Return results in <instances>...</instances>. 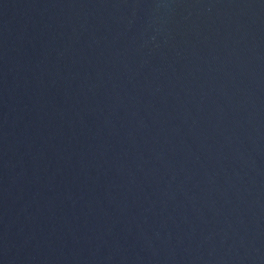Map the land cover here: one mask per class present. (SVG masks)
I'll return each mask as SVG.
<instances>
[{"label": "water", "instance_id": "water-1", "mask_svg": "<svg viewBox=\"0 0 264 264\" xmlns=\"http://www.w3.org/2000/svg\"><path fill=\"white\" fill-rule=\"evenodd\" d=\"M0 264H264V0H0Z\"/></svg>", "mask_w": 264, "mask_h": 264}]
</instances>
